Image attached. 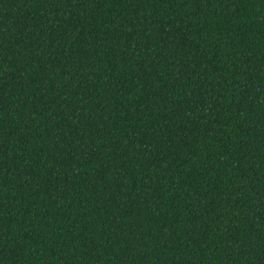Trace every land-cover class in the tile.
<instances>
[{
    "label": "trees",
    "instance_id": "obj_1",
    "mask_svg": "<svg viewBox=\"0 0 264 264\" xmlns=\"http://www.w3.org/2000/svg\"><path fill=\"white\" fill-rule=\"evenodd\" d=\"M0 264H264V0H0Z\"/></svg>",
    "mask_w": 264,
    "mask_h": 264
}]
</instances>
